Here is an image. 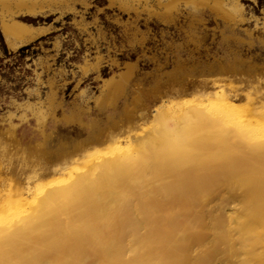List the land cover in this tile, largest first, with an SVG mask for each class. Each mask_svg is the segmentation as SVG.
I'll list each match as a JSON object with an SVG mask.
<instances>
[{
    "label": "bare ground",
    "instance_id": "1",
    "mask_svg": "<svg viewBox=\"0 0 264 264\" xmlns=\"http://www.w3.org/2000/svg\"><path fill=\"white\" fill-rule=\"evenodd\" d=\"M157 1L147 10L162 19L183 4L240 21L238 0ZM110 3L136 10L140 0ZM44 7L63 10L67 4L0 0V30L10 49L41 32L18 20L20 12ZM233 9H240L238 18ZM130 66L103 79L94 98L104 127L114 124L108 105L123 98L124 107L132 106L125 98ZM222 66L205 71L219 73ZM224 78H202V89L188 100L181 89L159 92L167 106L151 117L150 107L140 105L141 122L124 135L102 130L96 118L83 122L77 106L61 113V121L87 126L83 142L94 143L61 159L51 173H21L18 180L21 170L14 173V161L7 164L18 177H0V264H264V87L227 86ZM77 98L83 101V93ZM28 115L43 135L46 114L27 107L20 121ZM12 116L6 118L10 134L16 128ZM77 147L79 141L56 151Z\"/></svg>",
    "mask_w": 264,
    "mask_h": 264
},
{
    "label": "rangeland",
    "instance_id": "2",
    "mask_svg": "<svg viewBox=\"0 0 264 264\" xmlns=\"http://www.w3.org/2000/svg\"><path fill=\"white\" fill-rule=\"evenodd\" d=\"M238 1L241 16L240 21L235 23L216 15L204 5L198 10H189L179 4L169 19L148 13L147 8H156L157 0H148V6L140 0L138 5L134 4L136 10L118 7L124 14L123 22L131 23L144 38L140 51L121 48L119 53L115 52V45L112 49L100 45L88 49L85 47L87 37L80 39L73 27L76 22L74 17L81 16L84 8H87V18L91 20L105 7V0H92L89 5L74 0L71 14L65 16L64 9H59V14L64 17L60 21L53 19L58 8L44 7L34 13L20 12L18 20L39 27L41 32H35L26 43L10 49L0 30V143L6 152L2 153L4 156L0 162H7L0 163V170L4 167L0 177L13 175L14 170V173L21 170L19 175L22 173L25 176L36 170L51 173L61 159L73 154L80 146L94 143L93 140L83 142L87 126L80 130L73 122L61 121V113L73 106L81 112L83 122L96 118L102 130L111 127L115 133L124 135L125 130L131 133L141 122L139 115L143 104L150 107L151 117L157 116L167 106L166 97L159 94L163 90H184L183 100H188L202 89L203 84L199 80L214 76L225 77L224 84L227 86L264 87V30L261 27L264 0ZM115 17L114 12L104 13L109 34L113 31L109 21ZM58 33L66 34L67 38ZM61 39L63 44L57 46L56 41ZM77 40L80 48L75 46L74 41ZM97 57L101 61L95 65ZM111 59L116 63L111 64ZM232 61L237 64L235 68ZM84 63L86 66L82 69L81 64ZM127 63L131 65V74L125 98L132 106L124 107L123 98L117 99L116 106L108 105L107 113L112 116L114 124L104 127L106 118L94 108V98L102 80L117 74ZM215 64L223 65L224 71H205ZM206 84L211 85L209 82ZM174 91L172 93H176ZM80 93H83V101L76 99ZM51 94L53 97L49 105L47 98ZM27 107L46 114L43 135L36 128L32 116L28 115L27 121H20L19 115ZM119 109L131 113L120 117L117 114ZM10 113L16 124L12 134L6 131V118ZM121 118L124 119L120 121ZM75 141H79V147L69 148L66 152L56 151L59 146L65 147ZM7 164H11L13 172H9L10 165ZM22 174L19 178L16 174L9 177L16 175V181V178L23 177ZM54 175L57 177L58 174ZM12 184L14 188L17 185L14 181ZM10 197L16 200L15 195Z\"/></svg>",
    "mask_w": 264,
    "mask_h": 264
},
{
    "label": "snow or ice",
    "instance_id": "3",
    "mask_svg": "<svg viewBox=\"0 0 264 264\" xmlns=\"http://www.w3.org/2000/svg\"><path fill=\"white\" fill-rule=\"evenodd\" d=\"M67 7L64 9V15H69L72 12L71 0H63ZM92 0H81L82 5H89ZM105 12H114L116 17L112 18L109 23L111 24L113 31L109 34L108 29L105 27V21L103 19ZM236 17H239L240 9H233ZM87 8L83 9V14L78 17H74L75 23L73 25L76 32L79 33L80 39L87 37V43L85 47L92 49L97 45L102 48L112 49L115 45V52L119 53L121 48L124 50H135L140 51L141 46L144 44L143 36L138 33L131 23L125 24L123 22V12L118 8L115 3H110V0H105V7L94 16L91 20L87 18ZM64 17L59 14V9L53 15V19L56 21L62 20ZM51 27V26H49ZM66 37V34L58 33ZM63 39L57 40V46L62 45ZM77 48L81 47L79 40L74 41ZM112 54L111 52L109 53Z\"/></svg>",
    "mask_w": 264,
    "mask_h": 264
}]
</instances>
